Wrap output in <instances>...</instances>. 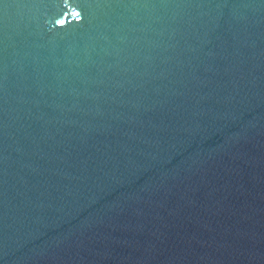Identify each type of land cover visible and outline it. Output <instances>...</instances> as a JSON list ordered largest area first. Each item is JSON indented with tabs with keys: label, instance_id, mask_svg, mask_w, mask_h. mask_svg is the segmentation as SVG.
<instances>
[{
	"label": "water",
	"instance_id": "obj_1",
	"mask_svg": "<svg viewBox=\"0 0 264 264\" xmlns=\"http://www.w3.org/2000/svg\"><path fill=\"white\" fill-rule=\"evenodd\" d=\"M0 264H264V0H0Z\"/></svg>",
	"mask_w": 264,
	"mask_h": 264
}]
</instances>
